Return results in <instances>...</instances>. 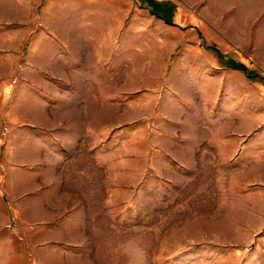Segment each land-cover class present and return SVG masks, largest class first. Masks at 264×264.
I'll list each match as a JSON object with an SVG mask.
<instances>
[{
    "label": "rangeland",
    "instance_id": "1",
    "mask_svg": "<svg viewBox=\"0 0 264 264\" xmlns=\"http://www.w3.org/2000/svg\"><path fill=\"white\" fill-rule=\"evenodd\" d=\"M0 264H264V0H0Z\"/></svg>",
    "mask_w": 264,
    "mask_h": 264
},
{
    "label": "trees",
    "instance_id": "2",
    "mask_svg": "<svg viewBox=\"0 0 264 264\" xmlns=\"http://www.w3.org/2000/svg\"><path fill=\"white\" fill-rule=\"evenodd\" d=\"M150 4L151 5H149V6H155L156 8H160L161 7V4H157V3H152V2H150ZM163 5V4H162ZM164 6V5H163ZM156 16H158L159 18H164V20H166L167 22H171V20L169 19L170 17H169V15H168V17H167V13L166 12H161V13H159V11H157L156 12ZM233 68H236V69H238V70H240V71H243L244 73H246L247 72V69H245V67L243 66V65H241V64H238V63H235L234 62V64H233V66H232Z\"/></svg>",
    "mask_w": 264,
    "mask_h": 264
}]
</instances>
